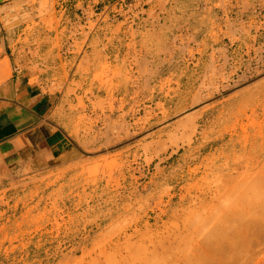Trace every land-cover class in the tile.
Instances as JSON below:
<instances>
[{
    "label": "rangeland",
    "instance_id": "rangeland-1",
    "mask_svg": "<svg viewBox=\"0 0 264 264\" xmlns=\"http://www.w3.org/2000/svg\"><path fill=\"white\" fill-rule=\"evenodd\" d=\"M160 4L150 30L135 15L115 60L109 37L129 19L107 34L101 52L122 66L102 65L99 89L72 84L68 153L0 192V264H264V0ZM139 6L0 0V53L12 52L0 84L14 64L56 67L73 48L100 58L88 45L100 14ZM243 224L255 234L239 236Z\"/></svg>",
    "mask_w": 264,
    "mask_h": 264
},
{
    "label": "crops",
    "instance_id": "crops-1",
    "mask_svg": "<svg viewBox=\"0 0 264 264\" xmlns=\"http://www.w3.org/2000/svg\"><path fill=\"white\" fill-rule=\"evenodd\" d=\"M139 1L140 6L137 8L129 7L122 12L120 7L115 13L113 9L105 8L100 14L107 19V22L100 25L103 28L101 31L95 30L96 36L92 34V39L88 43L92 45L94 41L101 42L100 58L96 59L92 56L90 50H86L85 57L84 53H75L76 50L73 48L74 53L68 57V60L67 57H62L60 65L56 67L47 66V60L39 63L40 66L37 67L39 71L33 70L31 66L14 64L11 76L0 84V192L8 190L15 179L28 170L34 173L51 167L52 163L57 164L71 149L72 140L65 128L64 102L66 104L68 101L69 89H75L74 94L70 96L79 93L78 88L72 84L80 83L82 88H86L85 91L94 93L95 89L100 88L94 82V77L102 65L110 63L113 67L122 66L121 59L118 58L119 62L113 64L108 60L111 56H107L101 50L107 43V34L112 33L122 24L125 17L129 19V23L120 27L118 37H109L120 42L110 47L113 52L117 50L112 60L119 57L121 49L126 47L125 39L129 38L131 23H136V14L139 19L136 28L147 25L144 30H150L155 25L148 16L149 12L153 10L154 14H164L160 6L161 0ZM146 2L150 3L149 7L141 8ZM142 9L146 10V16L141 13ZM168 10L167 14L172 15L173 5L167 9V12ZM122 13L124 15L120 20L119 15ZM96 19L99 17L87 19L85 24ZM71 45L74 46V43ZM125 53L126 51L122 54ZM11 55L12 52L8 51L0 53V61L10 60ZM170 62L173 64L174 60ZM63 64L65 67L61 66ZM70 72L71 78L67 80L65 73ZM62 85L64 87H61Z\"/></svg>",
    "mask_w": 264,
    "mask_h": 264
},
{
    "label": "bare ground",
    "instance_id": "bare-ground-1",
    "mask_svg": "<svg viewBox=\"0 0 264 264\" xmlns=\"http://www.w3.org/2000/svg\"><path fill=\"white\" fill-rule=\"evenodd\" d=\"M188 122H190V120H188ZM190 123H191V122H190ZM190 123H189V125H191ZM186 125H187V124H186ZM188 127H189V126H188ZM194 129H195V128H194ZM191 131H192V130H191ZM189 135H190V134H189ZM185 136H186V135H184V138L182 137L183 139H181V140L185 141V140H187V139L189 138V136H188L187 139H186ZM242 209H243V208H242ZM242 209H241V210H242ZM248 210H249V208H248ZM242 214H244V213H242ZM242 214H241V215H242ZM256 224H257V223H256ZM243 225H244V224H243ZM248 225H249V224H245L243 227L241 226L242 229H241V230L239 229V230H240V231H239V236L245 235V233L249 232L250 227H248ZM254 225H255V224H254ZM257 225L260 226V223H258ZM261 226H263V225H261ZM241 227H240V228H241ZM254 227H255V226H253V228H254ZM253 228H252V229H253ZM262 228H263V227H262ZM252 229H251V230H252ZM255 229H256V228H255ZM255 229L252 230L253 233H254V231L257 230V229L255 230ZM261 230H262V229H261ZM250 232H251V231H250ZM250 232H249V233H250ZM252 232H251V233H252ZM259 232H260V228H259ZM259 232H258V233L256 232V233L259 235ZM249 233H248V234H249ZM251 233H250V235H251ZM248 234H247V235H248ZM254 234H255V233H254ZM245 237H246V240H247L248 243H249V241H251V240H248V239H249L248 236H245ZM242 239H243V237H242ZM243 240H245V239H243ZM253 240H255V239H253ZM260 241H261V240H260ZM202 242H203V243H202ZM200 243H202V244H200ZM200 243H199V244L196 243L197 245H199L198 247H197V246H196V247L200 249V251H201L200 254H201L202 257L204 258V260H206V258H207V257H206V256H207L206 254H208V251H206L205 248L207 247V243L205 242V240H204V241H203V240L200 241ZM252 243H253V242H252ZM259 243H260V242H259ZM196 244H194V245H196ZM228 244H230V243H228ZM242 244H243V242H242ZM240 245H241V244H240ZM252 245H253V244H252ZM260 245H261V244H260ZM237 247H239V246L237 245ZM194 248H195V247H194ZM223 248H225V247H224V246H222V247H218V246H216L214 249L210 250V252L212 251V253H213V252H216V251H220V249L222 250ZM228 248L230 249V245H229ZM239 248H240V247H239ZM241 248H243V247H241ZM245 248H246V247H245ZM241 250H242V249H241ZM198 251H199V250H198ZM222 251H223V250H222ZM228 253H229V252H228ZM229 254H230V253H229ZM208 255H209V254H208ZM231 255H232V254H231ZM209 257H210V256H209ZM194 258H195V256H194ZM200 259H201V258H200ZM235 259H236V258H235ZM192 260H193V259H192ZM233 260H234V258H233ZM238 260H239V259H238ZM227 261H228V260H227ZM227 261H226V262H227ZM200 262H204V263H205L206 261H203V259H201ZM245 262H246V261H245ZM224 264H225V263H224Z\"/></svg>",
    "mask_w": 264,
    "mask_h": 264
}]
</instances>
